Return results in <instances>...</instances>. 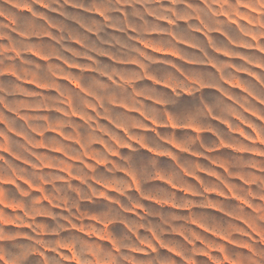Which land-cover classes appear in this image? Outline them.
Segmentation results:
<instances>
[{
    "label": "clouds",
    "instance_id": "9594fccd",
    "mask_svg": "<svg viewBox=\"0 0 264 264\" xmlns=\"http://www.w3.org/2000/svg\"><path fill=\"white\" fill-rule=\"evenodd\" d=\"M0 15V264H191L208 245L198 264H264L249 114L264 117V0H0ZM225 183L237 199L210 195Z\"/></svg>",
    "mask_w": 264,
    "mask_h": 264
},
{
    "label": "crops",
    "instance_id": "0c3cea01",
    "mask_svg": "<svg viewBox=\"0 0 264 264\" xmlns=\"http://www.w3.org/2000/svg\"><path fill=\"white\" fill-rule=\"evenodd\" d=\"M161 23L170 24L171 21L164 20V21H161ZM201 35H203V33H201ZM208 39H211V37H208ZM150 51H154L157 55H161V56H172L173 59H179V56L178 55H176L174 53H171V52L160 51L158 49H153L151 47H150ZM220 54H222V53H220ZM229 58L230 57H228L227 55H225V59H229ZM43 59H45V58H43ZM210 67L215 68V65H210ZM76 70L77 71L80 70L78 66L76 67ZM27 82L30 83L29 85L27 84L29 87L34 88V89H36L38 91H45L46 90L39 83H36V82H33V81H27ZM69 83H71L73 87H75L76 84H77V82L71 81V80H69ZM227 83H228V86L229 87H240V90L243 91L242 86H239L238 83L237 84H233L230 81L227 82ZM161 86H165V85H161ZM249 114L252 115V119L253 120L264 119V117H260L259 114H251V113H249ZM77 119H79V117H77ZM223 126L224 127H230L228 125H223ZM245 128H247L248 131L255 132V129L251 125L245 124ZM48 134H49V132L48 133H36V135H37L38 138L43 137V136L48 135ZM207 134L208 135H212L211 132H208ZM234 134L235 135H239L241 137V139L250 140V138L247 135V132H245L243 128L240 129L238 132H236ZM56 135H62V133H57ZM258 141H259V135L257 134V142ZM40 145L43 146V147H47L48 148V146L43 143V140H41ZM173 147H175V145H173ZM231 150H233V148H230L228 145L224 144L223 141H221V146L216 149V152L217 153H220V152H223V151H231ZM89 159H92V158L89 157ZM193 159H196V160H205L206 163L211 164L213 168L219 169V172H217L215 175H213L211 177L212 179H215L216 176H219V173L220 172L226 171V169L223 167V160H221V163L218 164L215 160L211 159L210 157H201V156H198V155H194L193 156ZM93 162L96 163V161H94V160H93ZM101 165H103V164H101ZM202 174L203 175H210V173H208L206 170H203V169H202ZM65 175H67V173H65ZM189 179L190 180H194L195 183H201L202 182L200 180V177H191L190 176ZM157 180L160 183L169 184V186L172 187L174 191H180L179 188H177L175 185H171L170 182L166 178H164L163 176H158L157 177ZM241 182H243V181L241 180ZM225 188H226V192H223V191H213V192L210 193V195L213 196V197H217L220 200H225V199H228V198H231L233 200L237 199V193L234 191V189H233V187L231 185L225 183ZM185 194H188V193H185ZM151 203L156 204L157 207H160L161 206L160 203L157 202V201H151ZM163 206L164 207H169L170 205L169 204H165ZM210 206L216 212H221L222 211V209L215 202H210ZM194 225H195V227H198V229L201 232H204V231L209 232V233H206L208 236H211V237L215 236V237H218L219 239H222V237H220V236H218V235L210 232L204 225L199 224V223H195V222H194ZM176 235H178L181 238H183L182 234H180V233H177ZM214 239H217V238H214ZM157 242L158 243H161V244L163 243V242L159 241V239L157 240ZM164 248H166L167 250H169L171 253L176 254L175 251L172 250V249H170L169 247H164ZM210 250L211 249H209V252H211ZM201 255H207V254H201Z\"/></svg>",
    "mask_w": 264,
    "mask_h": 264
},
{
    "label": "rangeland",
    "instance_id": "374dc122",
    "mask_svg": "<svg viewBox=\"0 0 264 264\" xmlns=\"http://www.w3.org/2000/svg\"><path fill=\"white\" fill-rule=\"evenodd\" d=\"M9 6H12V5H9ZM15 11H17V12H27V9L26 8H19V9H15ZM6 19H8L9 20V22H12L11 20H10V18H7V17H5V16H2V15H0V20H6ZM79 46V45H78ZM33 55H35V56H37L38 58H41V59H43V57H40L39 56V53H37V52H33ZM218 55H222V54H220V53H218ZM46 59V58H45ZM14 78V77H13ZM28 85L30 84L29 82H26ZM57 133L56 132H54V131H50L49 132V134L48 135H56ZM37 151L38 152H48L49 151V148H47V147H43V146H41L40 145V147L37 149ZM0 154H2L3 156H5V157H8L9 155H10V153L8 152V151H6L2 146H0ZM57 155L59 154L58 152L56 153ZM14 158V157H13ZM89 159V158H88ZM91 160V159H90ZM20 161H18V163H19ZM93 162V161H92ZM94 163V162H93ZM100 167L102 168L103 167V165H100ZM65 174V173H64ZM73 183H79V180L78 179H73ZM9 186H11V185H9ZM34 191H38V190H36V189H33ZM38 194H43V193H39L38 192ZM198 228V227H197ZM205 233H209V232H207V231H204ZM211 235V234H210ZM214 238H217V239H219L218 237H215V236H213ZM97 238H101L100 236H99V233H97ZM210 248L209 249H211L210 251L212 252V251H215L212 247H211V245H208ZM163 251H165V252H168L169 253V255H176V254H174V253H171L169 250H167L166 248H164L163 247ZM211 252H209L207 255H198L196 258H195V260H193L192 262H191V264H198V261L201 259V258H203V259H209L210 260V253ZM133 255L135 256V257H137V258H143V257H146L147 256V253H145V252H142V251H135L134 253H133ZM177 259H179V257H177ZM133 264H134V262H133ZM185 264H188V262L186 261L185 262Z\"/></svg>",
    "mask_w": 264,
    "mask_h": 264
}]
</instances>
